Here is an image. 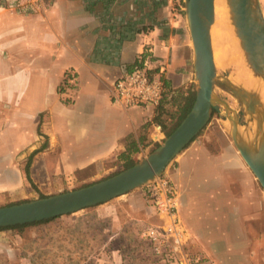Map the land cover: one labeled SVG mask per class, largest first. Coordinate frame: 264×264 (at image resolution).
<instances>
[{
  "label": "crops",
  "instance_id": "obj_1",
  "mask_svg": "<svg viewBox=\"0 0 264 264\" xmlns=\"http://www.w3.org/2000/svg\"><path fill=\"white\" fill-rule=\"evenodd\" d=\"M180 10L174 0H43L28 12L0 1V153L7 155L0 167L36 152L30 178L35 192L50 193L151 152L166 137L170 104L160 114L122 108L110 94L146 56L171 93L194 88ZM68 72L75 83L59 93ZM214 132L207 126L163 172L189 234L186 249L193 243L203 251L189 259L264 264V194L227 136ZM124 200L149 208L142 189Z\"/></svg>",
  "mask_w": 264,
  "mask_h": 264
},
{
  "label": "water",
  "instance_id": "obj_2",
  "mask_svg": "<svg viewBox=\"0 0 264 264\" xmlns=\"http://www.w3.org/2000/svg\"><path fill=\"white\" fill-rule=\"evenodd\" d=\"M234 34L251 75L264 86V15L259 0H226ZM184 15L192 50L194 101L174 131L133 166L93 184L0 207V227L23 225L71 214L106 203L141 188L199 135L213 113L227 122V134L264 191V104L257 90L233 78V70L214 61L210 29L214 0H184ZM219 93L230 96L231 107Z\"/></svg>",
  "mask_w": 264,
  "mask_h": 264
},
{
  "label": "rangeland",
  "instance_id": "obj_3",
  "mask_svg": "<svg viewBox=\"0 0 264 264\" xmlns=\"http://www.w3.org/2000/svg\"><path fill=\"white\" fill-rule=\"evenodd\" d=\"M174 1L181 8L180 12L185 20L184 0ZM259 3L264 15V0H259ZM218 70L222 72V68L218 67ZM220 95L235 107L230 96L224 93ZM207 126L215 127L213 135L216 139L225 135L230 140L226 131L228 125L223 116L213 113L201 133ZM147 155L148 153L140 159ZM6 158L5 153H0V165H4ZM239 158L244 163L240 155ZM13 160V168L0 167V207L36 200L40 195L47 197L75 190L122 171L119 168L86 183L64 185L58 191L42 193L35 192L25 180L24 168L28 155L15 154ZM260 189L264 194L261 186ZM136 190L138 189L131 192ZM127 194L59 216L48 223L29 227L21 234L15 229L1 230L0 264H168L150 253L147 241L142 237V232L156 222L152 209L149 207L145 210L146 213L133 209L139 204L126 202L124 198ZM185 251L189 257L203 252L193 243ZM216 258L224 260L219 255Z\"/></svg>",
  "mask_w": 264,
  "mask_h": 264
},
{
  "label": "built area",
  "instance_id": "obj_4",
  "mask_svg": "<svg viewBox=\"0 0 264 264\" xmlns=\"http://www.w3.org/2000/svg\"><path fill=\"white\" fill-rule=\"evenodd\" d=\"M21 11H37L43 0H0ZM152 58L146 56L142 62L118 78L111 90L112 103L122 108L150 106L157 107L163 91L160 71L150 69ZM72 73L65 74L61 88L74 85ZM160 130L159 125L154 126ZM143 197L149 204L157 221L148 226L142 237L147 241L150 253L168 264H195L186 253L189 234L179 215L176 192L167 178L161 174L142 187Z\"/></svg>",
  "mask_w": 264,
  "mask_h": 264
},
{
  "label": "bare ground",
  "instance_id": "obj_5",
  "mask_svg": "<svg viewBox=\"0 0 264 264\" xmlns=\"http://www.w3.org/2000/svg\"><path fill=\"white\" fill-rule=\"evenodd\" d=\"M210 35L215 64L218 67L229 66L233 70V78L248 88L257 90L264 104V86L258 78L251 75L246 65L230 22L226 0H214V20ZM226 102L229 104L227 100Z\"/></svg>",
  "mask_w": 264,
  "mask_h": 264
},
{
  "label": "trees",
  "instance_id": "obj_6",
  "mask_svg": "<svg viewBox=\"0 0 264 264\" xmlns=\"http://www.w3.org/2000/svg\"><path fill=\"white\" fill-rule=\"evenodd\" d=\"M63 89L59 88L58 92L62 93ZM194 90L189 88L185 92L177 91V92H172L169 89L167 83L163 80V91H162V96L161 100L159 102V105L157 106V110L159 111V114L161 113V109H165L166 105L170 104L169 109H165L166 111V119H169L168 122H170V125L165 126L164 125V135L169 136L174 129L180 124V122L183 120V118L186 116V114L189 112L193 101H194ZM160 123V122H159ZM158 145L156 144L154 148H156ZM152 148V150L154 149ZM36 152H32L27 160L26 166L24 168V177L26 181L30 184V186L37 191L36 186L34 185L33 181L30 178L29 174V165L31 161V157L35 154ZM135 161L131 160L128 161L127 163L124 164L122 170H125L131 166H133ZM116 174V173H115ZM114 175V173H113ZM45 196L40 195V198H44ZM58 217L51 218L48 220H43L39 222H33V223H28V224H23V225H16V226H9L5 228L0 227L1 230H7V229H15L18 233H22L25 231V229L32 227V226H37L41 224L48 223L50 221L55 220Z\"/></svg>",
  "mask_w": 264,
  "mask_h": 264
}]
</instances>
